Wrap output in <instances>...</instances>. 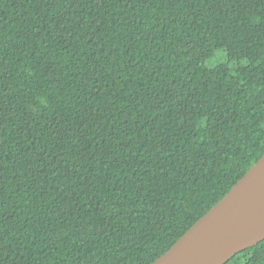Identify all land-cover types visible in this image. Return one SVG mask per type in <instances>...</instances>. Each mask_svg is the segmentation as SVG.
<instances>
[{
  "label": "trees",
  "instance_id": "trees-1",
  "mask_svg": "<svg viewBox=\"0 0 264 264\" xmlns=\"http://www.w3.org/2000/svg\"><path fill=\"white\" fill-rule=\"evenodd\" d=\"M263 153L264 0H0V264H150Z\"/></svg>",
  "mask_w": 264,
  "mask_h": 264
},
{
  "label": "water",
  "instance_id": "water-1",
  "mask_svg": "<svg viewBox=\"0 0 264 264\" xmlns=\"http://www.w3.org/2000/svg\"><path fill=\"white\" fill-rule=\"evenodd\" d=\"M264 239V153L150 264H224Z\"/></svg>",
  "mask_w": 264,
  "mask_h": 264
},
{
  "label": "rangeland",
  "instance_id": "rangeland-1",
  "mask_svg": "<svg viewBox=\"0 0 264 264\" xmlns=\"http://www.w3.org/2000/svg\"><path fill=\"white\" fill-rule=\"evenodd\" d=\"M225 60V54L221 51H217L210 61V63H218V62H223Z\"/></svg>",
  "mask_w": 264,
  "mask_h": 264
}]
</instances>
